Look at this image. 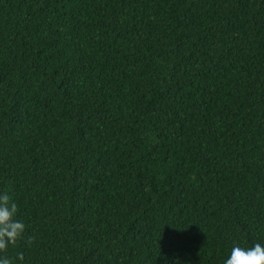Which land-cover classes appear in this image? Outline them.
I'll return each instance as SVG.
<instances>
[{
	"label": "trees",
	"instance_id": "obj_1",
	"mask_svg": "<svg viewBox=\"0 0 264 264\" xmlns=\"http://www.w3.org/2000/svg\"><path fill=\"white\" fill-rule=\"evenodd\" d=\"M2 193L13 264L264 245V0H0Z\"/></svg>",
	"mask_w": 264,
	"mask_h": 264
},
{
	"label": "clouds",
	"instance_id": "obj_2",
	"mask_svg": "<svg viewBox=\"0 0 264 264\" xmlns=\"http://www.w3.org/2000/svg\"><path fill=\"white\" fill-rule=\"evenodd\" d=\"M17 214V204L7 193L0 194V253H6L10 245L15 246L24 239L26 225L16 218ZM34 240L35 237H28L27 243L31 245ZM17 259L23 261V253H19ZM0 264L13 262L5 255L0 257ZM224 264H264V245L256 243L250 248L234 245Z\"/></svg>",
	"mask_w": 264,
	"mask_h": 264
}]
</instances>
